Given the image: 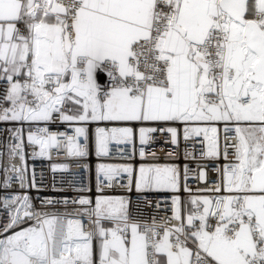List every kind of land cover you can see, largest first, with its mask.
<instances>
[{"label":"snow or ice","instance_id":"6c2138e0","mask_svg":"<svg viewBox=\"0 0 264 264\" xmlns=\"http://www.w3.org/2000/svg\"><path fill=\"white\" fill-rule=\"evenodd\" d=\"M0 264H264V0H0Z\"/></svg>","mask_w":264,"mask_h":264},{"label":"built area","instance_id":"2783aa9c","mask_svg":"<svg viewBox=\"0 0 264 264\" xmlns=\"http://www.w3.org/2000/svg\"><path fill=\"white\" fill-rule=\"evenodd\" d=\"M53 127H55V126H53ZM170 147H172V146L171 145H165L164 146V148H170ZM164 148L157 147V149H156V153H157L156 157H151L150 156L148 158V161L147 162H153V163H156V162H158V163H166V162L182 163L183 162L181 160H175V158L169 157L167 155L166 151L164 150ZM122 155H123V153L118 154L116 157H113V158H102V159L105 162L114 163V164L115 163H126V162L140 163L138 157L135 160L126 161V160H124V159L121 158ZM59 159L60 160H63V157H61ZM89 162L91 164H93V166L95 165V163H96V157H95L94 154L89 157ZM28 163H29L30 168L33 167V166H35L37 172L38 173L39 172H43L44 175H45V177H46V186H45V188L41 192H39V193H37L35 190H32L31 195H33L34 197L37 196V195L42 196V197H53L55 199H62L65 196L76 195L75 190L72 189V188H66L63 191L58 190V189H53V187H52V184H53L52 175L53 174L51 173L50 167H49L50 164L52 163L51 161H47V160H36V161H33V160L29 159ZM72 171L79 173L81 171H84V169L79 168V167H74L72 169ZM56 175L57 176H60L61 174L57 173ZM215 175L216 174L214 172H212L211 170H209V172H208L209 180L213 179L215 177ZM89 178H91V181H92V183L94 185V183H95V180H94V168H93V170L91 172H89L86 175L85 181L87 182ZM193 179H194V177L190 175L189 182H190V184H191V186H192L193 189H195V187L197 186V184H199L200 187H203L204 186L199 181H196V183H192V180ZM59 183H60V181L57 180L56 181L57 186L59 185ZM109 191H114L115 193H123V192H125L124 189L119 188V187H117L115 189H112V190H109ZM184 194L187 195V193H184ZM132 195L135 196L136 193H133ZM154 195H156V194H154ZM159 195L163 196V195H170V194H159ZM59 210L60 211H63V208H60Z\"/></svg>","mask_w":264,"mask_h":264}]
</instances>
